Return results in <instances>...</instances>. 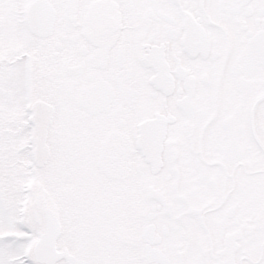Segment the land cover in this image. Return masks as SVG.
Instances as JSON below:
<instances>
[{
    "label": "snow or ice",
    "instance_id": "obj_1",
    "mask_svg": "<svg viewBox=\"0 0 264 264\" xmlns=\"http://www.w3.org/2000/svg\"><path fill=\"white\" fill-rule=\"evenodd\" d=\"M0 264H264V0H0Z\"/></svg>",
    "mask_w": 264,
    "mask_h": 264
}]
</instances>
